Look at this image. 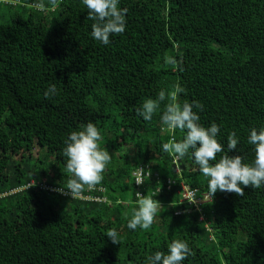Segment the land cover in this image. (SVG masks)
I'll list each match as a JSON object with an SVG mask.
<instances>
[{
    "label": "trees",
    "instance_id": "trees-1",
    "mask_svg": "<svg viewBox=\"0 0 264 264\" xmlns=\"http://www.w3.org/2000/svg\"><path fill=\"white\" fill-rule=\"evenodd\" d=\"M0 7L8 20L0 23V264H147L173 239L191 249L181 264H264V186H242L240 196L218 190L200 211L179 203L180 183L209 196L206 178L188 155L177 173L161 148L182 138L160 121L167 98L151 120L136 114L178 82L177 102H199V123L218 125L225 150L234 132L229 155L251 163L248 130L264 126V0H119L125 28L108 45L89 35L82 0ZM50 84L56 94L45 99ZM88 122L110 161L99 183L67 195L63 140ZM139 165L157 174L141 191L158 188L162 209L148 229L131 230ZM109 228L117 244L104 236Z\"/></svg>",
    "mask_w": 264,
    "mask_h": 264
},
{
    "label": "clouds",
    "instance_id": "clouds-1",
    "mask_svg": "<svg viewBox=\"0 0 264 264\" xmlns=\"http://www.w3.org/2000/svg\"><path fill=\"white\" fill-rule=\"evenodd\" d=\"M87 11V18L93 21L89 35L102 45L109 44V36L122 33L125 28L126 8H119V0H82ZM165 62L178 66L174 57H167ZM182 71V69H180ZM185 89L177 82L166 93L161 89L156 98L144 99L136 109V114L145 121L152 118L160 102L165 101L164 111L160 114L162 125L169 130H179L182 138L179 141L169 139L161 145L164 152L179 160L185 155L191 157L197 170L206 178L209 197L216 191L243 195V187L259 189L264 186V126L251 127L247 133V143L252 146L253 158L251 163H242L239 155H229L236 149L238 138L234 132L226 137V150L217 141L220 131L215 122L207 127L199 123V116L193 109L199 110L201 105L197 101L178 103V95ZM56 94V86L48 85L43 92L45 99ZM100 132L92 122L81 127V130L71 131L63 140L61 155L65 158L64 169L70 174L66 181L67 195H78L82 188L97 184L102 179L101 173L110 161V154L105 148L99 147ZM219 158H216V154ZM138 199L136 207L132 209L127 228L136 230L148 229L158 209H162L159 202L152 196L141 195L136 192ZM208 202V201H207ZM202 218V217H201ZM113 244H117L118 233L109 228L105 235ZM191 249L183 239H173L167 244L166 251H154L146 258L147 264H181Z\"/></svg>",
    "mask_w": 264,
    "mask_h": 264
},
{
    "label": "built area",
    "instance_id": "built-area-1",
    "mask_svg": "<svg viewBox=\"0 0 264 264\" xmlns=\"http://www.w3.org/2000/svg\"><path fill=\"white\" fill-rule=\"evenodd\" d=\"M168 131H170V130L168 129ZM175 163H176V161H174V164ZM175 168H176L175 171L178 173L179 170H178L177 166ZM132 176L134 178V186L136 187V192H139L141 195H142L141 187L144 186V182L152 181L153 179L156 180L155 182L159 181L157 174H155V173L152 174L146 165L145 166L139 165L135 169V171L132 173ZM174 183H175L174 180H171V179L167 180L166 189H169L172 185H174ZM180 189H181V193H180L179 203L187 202L189 204H192L196 211H200L199 205L210 200V198L207 194H203V195L197 197L195 191L188 190L185 187V185H183L182 183H180ZM158 192H159V190H158V188H156L154 191H152L151 194H157Z\"/></svg>",
    "mask_w": 264,
    "mask_h": 264
},
{
    "label": "water",
    "instance_id": "water-1",
    "mask_svg": "<svg viewBox=\"0 0 264 264\" xmlns=\"http://www.w3.org/2000/svg\"><path fill=\"white\" fill-rule=\"evenodd\" d=\"M175 166H177V168L179 169V171H182V170H183V166L181 165L180 160H177V161H176ZM175 166H174V167H175Z\"/></svg>",
    "mask_w": 264,
    "mask_h": 264
},
{
    "label": "rangeland",
    "instance_id": "rangeland-1",
    "mask_svg": "<svg viewBox=\"0 0 264 264\" xmlns=\"http://www.w3.org/2000/svg\"><path fill=\"white\" fill-rule=\"evenodd\" d=\"M4 9H5V8L0 7V12L4 11ZM7 18H8V16H7ZM7 22H8V20H4V21H3V20L0 19V23H7ZM77 197H80V195L78 194ZM160 206H161V205H160ZM158 211H160V209H158Z\"/></svg>",
    "mask_w": 264,
    "mask_h": 264
}]
</instances>
